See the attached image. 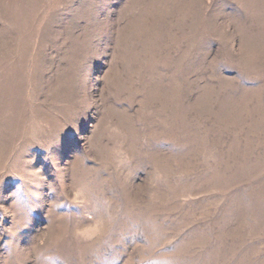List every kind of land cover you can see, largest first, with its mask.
Returning <instances> with one entry per match:
<instances>
[{
    "label": "rangeland",
    "instance_id": "1",
    "mask_svg": "<svg viewBox=\"0 0 264 264\" xmlns=\"http://www.w3.org/2000/svg\"><path fill=\"white\" fill-rule=\"evenodd\" d=\"M0 264H264V0H0Z\"/></svg>",
    "mask_w": 264,
    "mask_h": 264
},
{
    "label": "clouds",
    "instance_id": "2",
    "mask_svg": "<svg viewBox=\"0 0 264 264\" xmlns=\"http://www.w3.org/2000/svg\"><path fill=\"white\" fill-rule=\"evenodd\" d=\"M113 132H118L117 129H111ZM70 202L72 204L82 205L85 203L83 199V193L82 190H75L74 194L69 197ZM107 222L105 219L101 218L97 220L92 226L84 229V230H75L74 235L76 237L84 238V239H91L95 236H99L103 234V232L106 229ZM56 239H59V237H56ZM40 243H43V240L40 241Z\"/></svg>",
    "mask_w": 264,
    "mask_h": 264
}]
</instances>
